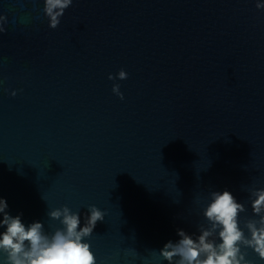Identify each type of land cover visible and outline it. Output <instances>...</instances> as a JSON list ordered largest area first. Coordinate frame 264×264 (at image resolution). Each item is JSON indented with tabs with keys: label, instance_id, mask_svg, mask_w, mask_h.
<instances>
[{
	"label": "water",
	"instance_id": "obj_1",
	"mask_svg": "<svg viewBox=\"0 0 264 264\" xmlns=\"http://www.w3.org/2000/svg\"><path fill=\"white\" fill-rule=\"evenodd\" d=\"M257 4L264 0H73L52 29L44 0H0L8 213L52 235L63 226L51 211L67 206L83 227L95 206L105 219L83 242L96 264H169L164 245L179 242L178 230L194 240L212 231V193L229 191L250 239L248 223L264 227V209L252 207L264 189ZM212 241L222 243L218 231ZM239 246L247 264H264Z\"/></svg>",
	"mask_w": 264,
	"mask_h": 264
},
{
	"label": "clouds",
	"instance_id": "obj_2",
	"mask_svg": "<svg viewBox=\"0 0 264 264\" xmlns=\"http://www.w3.org/2000/svg\"><path fill=\"white\" fill-rule=\"evenodd\" d=\"M44 4L49 25L56 29L73 0H44ZM257 7L264 8V4H257ZM6 23L7 17L0 16V33L5 31ZM118 78L126 80L128 74L121 70ZM109 79L116 77L110 75ZM113 92L124 99L118 84L114 85ZM254 194L256 198L252 207L254 213L260 215L264 209V189L255 190ZM7 209V201L0 199V214L3 216L0 228L6 229L0 233V253L7 256V264H96L90 245L83 241L91 238L97 223L105 219V213L97 207L88 209L83 227L79 212L73 213L67 206L51 211V219L60 221L63 226L52 235L45 234V226L41 222H33L26 227L22 214L13 217ZM244 210V206L229 191L212 193L211 203L204 213L212 231H203L198 240H194L185 231L178 230L181 239L178 243L170 241L165 244L160 251L161 257L169 264H247L245 255L241 254L239 245L242 244L264 259V227L248 223L251 238H246L238 226L239 213ZM260 223H264V216H261ZM213 231L219 232L222 243L209 242Z\"/></svg>",
	"mask_w": 264,
	"mask_h": 264
}]
</instances>
